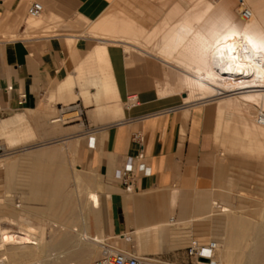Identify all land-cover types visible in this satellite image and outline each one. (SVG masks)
<instances>
[{
    "label": "crops",
    "instance_id": "0c3cea01",
    "mask_svg": "<svg viewBox=\"0 0 264 264\" xmlns=\"http://www.w3.org/2000/svg\"><path fill=\"white\" fill-rule=\"evenodd\" d=\"M35 2L44 13L32 24L29 9ZM240 21L233 0H194L188 6L180 0H0V109L4 115L22 111L51 133L55 108L68 100L86 102L87 130L83 124L64 128L74 135L64 139L91 135L83 160L103 181L106 226L100 233L105 240L128 243L135 233L139 244L145 235L148 247L158 250L160 237L148 234L155 228L160 235L172 234L168 223L191 221L184 218L191 205L183 206L182 218L176 219L163 205L148 203V194L173 187L208 191L219 181L211 112L186 103L188 81L204 68L213 44L242 32ZM166 83L172 84L171 92L188 91L183 104L174 96L159 97ZM22 94L27 102L19 107ZM131 94L139 106L124 110L122 102ZM104 111L108 116L97 117ZM214 112L218 130L216 106ZM129 162L137 176L135 193L126 192L119 178ZM140 164L150 175L140 172ZM176 199L174 191L171 206ZM182 241L164 245L162 252L173 253Z\"/></svg>",
    "mask_w": 264,
    "mask_h": 264
},
{
    "label": "rangeland",
    "instance_id": "374dc122",
    "mask_svg": "<svg viewBox=\"0 0 264 264\" xmlns=\"http://www.w3.org/2000/svg\"><path fill=\"white\" fill-rule=\"evenodd\" d=\"M206 1H210L214 4H219L223 0ZM233 1L235 3V13L237 18L240 13V1H244L247 4L248 8L250 7L249 10L252 13V17L247 21H243L244 25L250 24L260 28L262 36L264 37V0ZM180 2L181 5L188 6L191 5L194 0H180ZM240 22L241 24H243L242 21ZM153 54L155 55V53ZM179 76L183 77L184 74H179ZM171 85V83H166L164 85L165 89L160 92L159 97L166 98L174 96L179 99L181 104H183V97L188 91L184 90L182 91V93L171 92ZM133 95L136 94H131L130 96ZM226 95L229 94L226 93ZM224 96L225 95L218 96L214 99L215 101L211 103H202L198 105L207 107V109L211 112L210 117L213 127V150L218 156L220 169L219 181H217V184L208 191H198L193 189L183 190L179 187H173L169 189H157L151 191L148 194V203L152 205H163V207L167 209L169 217H175L176 219L182 218L181 212L183 206L191 205L190 211L192 213L184 218H196L192 223L190 234H186V231H183L179 236H174L171 233L162 234L160 236L161 246L158 250L148 247V243L146 241L147 237H145V235L143 242L139 244L137 235L135 233L130 234L132 237V241L128 243H124L121 240L122 238L115 237L105 240L104 235L100 234V231H105L106 226L105 211L103 209V200L105 196L102 187L103 181L100 177L97 176L95 171L88 169L83 160L85 149L88 145V137L91 135L89 134L77 140L70 139L65 144L55 143L58 140H62L66 137L74 136L72 133H70V130H68L67 132L64 131V128L83 124L84 131L87 130L88 118L86 111H88L89 109L87 110V105L84 100V105H82L81 102L71 104L72 100H68L67 102H64L63 106V110H67L69 109V107H78V109L82 111V115L79 113L74 114L67 117L64 122L52 124V120L58 118L61 114V107L60 109L55 108L51 116H49L48 124L50 126L51 133H46L42 129H40L38 124H36L32 119H29L28 115L24 114L22 111H16L11 115L1 117L0 124L3 120L11 116L19 117V121L25 123L21 124L22 127L21 125H19L16 129L13 128V131L9 132L10 134H6V136L4 134L0 135V147L5 150V153L0 157V161L5 160L11 155L17 154L16 158H18L20 162L23 161V163L25 162L26 164H21L16 169L15 173L10 176L7 175L5 171L0 170V241L2 239V229L6 230L14 236H19L22 230H24V227H32L36 230L34 238H42V246L48 245L51 241L52 236L55 234V232L53 233L49 223H52V221H54V217L52 216V212L50 211V206L55 203L56 198L50 197L44 200L35 198L32 194L31 187L34 173L41 174L48 170V173L51 174V176L55 177L56 174L54 171V166L49 163H44L41 165V170H39L35 167V163L26 161L28 159L29 153L24 151V154V152H22L27 148L49 144L42 149L45 150L56 148L60 150L64 155L62 160L64 177L61 179V181H68L67 191L70 192L71 196L73 195L72 198L75 201L77 199L75 205L76 211L80 214L79 226L85 227L87 221L89 223L88 225L90 226L89 228L91 234L95 237L100 236V242L105 241V245L117 251L127 252L137 257H143L147 259H163L176 264H186L188 262V259L186 257V249L193 242L206 244L210 241H216L219 244L218 251L220 250L222 253L226 252L230 248V244H228V242L226 241V233L223 231L224 228L225 230L230 229V231L237 233L240 228L238 225L236 227V224L240 220H246L255 225V227L260 221L264 226V145H262L264 143H262L261 145H259L260 147H258V145H254V143H251L250 141L245 139V137L242 136L243 132L240 122L237 119H235L234 121V119L231 118L227 112L223 113L224 115H218V123L220 124L218 125V130L216 129V116L214 109L219 100ZM122 104L125 110L128 106V100L123 101ZM89 105H92V103H90ZM96 106L97 105H95V109L97 108ZM261 112L262 109L260 108V106H255L253 110V116L256 117V115ZM18 114L20 115L17 116ZM96 115L97 117H105L108 116V113L106 111L97 112ZM74 118H76L77 121H70ZM12 138H15L17 140L15 145H13L14 143L12 142ZM71 144L75 145L74 152L70 154L66 153L64 147ZM19 151H21V153ZM15 152L19 153L13 154ZM79 178H82V181H80V183L81 185H83V191H80L82 190L81 188L79 192H77L76 182L77 180L79 181ZM90 190H97L99 192L101 201V206L99 209H93L90 203L87 201V193ZM174 191H177V201L175 206H171L170 196L174 193ZM7 195H12L15 202L18 203L17 205H21V208H16L14 203L8 201L5 198ZM161 195H165L167 197L169 196V200L164 202L155 200V198ZM152 197H154V199ZM202 201H204L205 203L208 201L210 207H208L207 209H198ZM222 201L228 202V205L230 206L232 212L229 215L218 217L220 219L219 221L221 223V226L223 227V229H219L215 228L216 225L212 224L213 219L208 216L212 214V204L214 202L222 203ZM204 206L207 207V205ZM13 223L15 225H12ZM185 226H187V224H183V227ZM13 238L15 239L16 237ZM181 238L184 241L178 243L177 248L173 253L162 252L164 245H170V247L172 248L175 245L174 241L182 240ZM7 239V242L13 240L9 238ZM252 239L253 238L250 239L248 244L243 245L242 264L247 263L246 256L252 250ZM31 242H35V240H32ZM99 243L94 244L92 242H89V244H91V248L97 252V257L90 264H94L101 257L102 249ZM233 250L235 251V249ZM35 262L33 261L31 263L23 264H34ZM0 264H6V261H2V257L0 259ZM62 264H76V262L71 260L69 262L68 260V262Z\"/></svg>",
    "mask_w": 264,
    "mask_h": 264
},
{
    "label": "bare ground",
    "instance_id": "6f19581e",
    "mask_svg": "<svg viewBox=\"0 0 264 264\" xmlns=\"http://www.w3.org/2000/svg\"><path fill=\"white\" fill-rule=\"evenodd\" d=\"M202 12L200 11V13ZM197 15H199V13ZM39 18L31 19V23L35 24V19ZM241 19L242 21H247L242 17V15ZM36 27L38 28L39 26L37 25ZM185 66L186 65H184L183 68H185ZM194 74H197L196 79L194 81H188L190 88L188 90H190V94L186 99V103H209L215 101L214 99L218 96L225 95L216 104L218 115H222L227 112L228 115L234 119V121L237 119L241 125L243 132L242 136H244L245 139L251 143H254V145H258V147H260L259 145L264 143V126L260 125L258 122V116L260 113L254 117L253 110L255 106H260L262 112H264V37L262 36L261 29L250 24H245L243 25L241 33L229 34L221 37L215 44H213L212 49L209 51L204 68L198 70L197 73L194 72ZM226 93L229 95H226ZM135 98L136 97L131 98L132 101H136ZM74 114H78V112L63 115L62 118L66 119ZM19 115L20 114L17 116ZM22 123L25 122L19 121V117L14 116L3 120L0 124V135L4 134L6 136V134L13 131V128L16 129ZM51 123L54 124L59 122L56 118L52 120ZM219 124L220 123H218V125ZM67 141L69 140L64 139L55 143L65 144ZM12 142L14 143L13 145H15L17 140L14 138ZM46 145L49 144L27 148L22 152L26 151L29 153V155L27 154L28 159L24 160L35 163V167L39 170H41V165L44 163H49L54 166L56 174L55 177L51 176V174L48 173V170L41 174L34 173L31 187L32 194L35 198L43 200L50 197L56 198L55 203L50 206V211L52 212L54 221L49 223L53 233L55 232V234L52 236L48 245L42 246V238H34L36 230L32 227H24V230H22L19 236H14L2 229L0 259L2 257V261H6V264H23L31 263L33 261H36L34 264H62L68 262V260L69 262L70 260L74 261L76 264H90L97 257V252L91 248V244H89V242L94 244L99 243L101 241L100 236L95 237L91 234L89 228L90 226L87 221L85 227L79 226L80 214L76 211L75 205L77 199L75 201L72 198L73 195L71 196L70 192L67 191L68 181H61L64 177V169L62 166L64 155L56 148L43 150L42 148L46 147ZM64 148L66 153L70 154L74 152L75 145L71 144L65 146ZM19 152L21 153V151ZM19 152H15L13 154ZM16 155H11L5 160L0 161V170L5 171L9 176L13 175L21 164H26L25 162L23 163L22 160V162H20V160L16 158ZM80 181H82V178H79V181L77 180L76 182L77 192H79L83 186ZM80 191H83V188ZM5 198L14 203L16 208H21V205H17L18 203L15 202L12 195H7ZM86 198L93 209L100 208L101 201L98 191L90 190L87 193ZM224 202L227 201H222V203L214 202L212 204V214L208 217L213 219L212 224L216 225L215 228L223 229L218 217L229 215L232 212L228 202ZM204 205H207V207ZM208 207H210L209 202L207 201L205 203L202 201L198 209H207ZM194 219L195 218L191 221L189 220V222L187 220L188 223H186L187 226L185 227H183V224L185 223H182L179 220L170 221L168 225L172 227L171 230L174 236L181 235L183 231H186V234H190ZM12 225L15 224L13 223ZM237 225L240 228H238L239 231H237V233L230 231V229H223L226 233V241L230 244V248L223 253L220 250L217 252L218 263L242 264L243 245L248 244L250 239L253 238L252 250L246 256V264H264V226L259 221L255 227V225L246 220H240L237 222L236 227ZM160 231L161 230L159 228H155L154 233H150L148 236H154V239H157L161 236ZM13 237L16 238L14 239ZM7 238L13 240L7 242ZM32 240H35V242H31ZM99 245L102 249V255L104 252L105 241L100 242ZM233 249H235V251ZM122 253L131 255L127 252Z\"/></svg>",
    "mask_w": 264,
    "mask_h": 264
},
{
    "label": "built area",
    "instance_id": "2783aa9c",
    "mask_svg": "<svg viewBox=\"0 0 264 264\" xmlns=\"http://www.w3.org/2000/svg\"><path fill=\"white\" fill-rule=\"evenodd\" d=\"M241 9V15L245 20H249L252 17V14L244 1H240L239 3ZM44 13V7L41 3L35 2L29 9V16L32 18H39ZM13 88L9 87L7 91H12ZM136 95L130 96L128 99L127 109H133L139 106V101H132L131 98H134ZM131 99V100H130ZM27 102V95L22 94L19 96L18 105L19 107H23ZM73 109V110H71ZM68 110V111H67ZM63 110L61 107L60 116L57 118L58 122H64L65 119L62 118L63 115L71 113H77L78 107H69V109ZM82 115V111L79 112ZM6 115L3 114L0 109V118ZM70 121H77L76 118L71 119ZM258 122L260 125L264 126V112H261L258 116ZM92 146V144H90ZM5 153V150L0 147V157ZM140 158H143L141 155ZM140 172L145 175H150L151 170L146 167L144 164H140L139 167ZM120 182L123 189L132 193L136 191V180L137 176L135 173V167L132 162L127 163L122 170L120 171ZM219 244L216 241H210L209 243L203 244L199 242H193L186 249V257L188 262L186 264H218L217 261V252H218ZM94 264H176L163 259H145L136 257L133 255H129L126 253H122L116 251L115 249L104 245V252L101 257Z\"/></svg>",
    "mask_w": 264,
    "mask_h": 264
}]
</instances>
